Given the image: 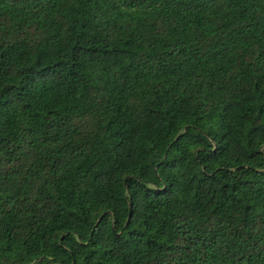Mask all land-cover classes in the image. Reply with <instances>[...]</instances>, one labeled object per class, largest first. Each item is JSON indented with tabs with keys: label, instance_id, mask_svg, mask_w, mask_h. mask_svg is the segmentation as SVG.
Returning <instances> with one entry per match:
<instances>
[{
	"label": "trees",
	"instance_id": "16d2710c",
	"mask_svg": "<svg viewBox=\"0 0 264 264\" xmlns=\"http://www.w3.org/2000/svg\"><path fill=\"white\" fill-rule=\"evenodd\" d=\"M0 264H264V0H0Z\"/></svg>",
	"mask_w": 264,
	"mask_h": 264
}]
</instances>
